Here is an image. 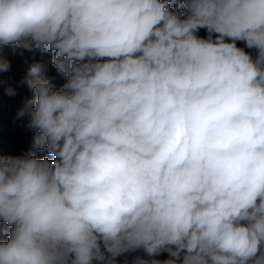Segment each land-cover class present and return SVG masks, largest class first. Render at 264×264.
<instances>
[{
    "label": "clouds",
    "instance_id": "1",
    "mask_svg": "<svg viewBox=\"0 0 264 264\" xmlns=\"http://www.w3.org/2000/svg\"><path fill=\"white\" fill-rule=\"evenodd\" d=\"M5 46L65 83L19 82L0 264H264V0H0Z\"/></svg>",
    "mask_w": 264,
    "mask_h": 264
},
{
    "label": "rangeland",
    "instance_id": "2",
    "mask_svg": "<svg viewBox=\"0 0 264 264\" xmlns=\"http://www.w3.org/2000/svg\"><path fill=\"white\" fill-rule=\"evenodd\" d=\"M200 36H206L204 29L200 30ZM239 47H243L238 42ZM3 55L11 63L8 72L0 73V155L19 156L25 154L32 145L34 133L26 127L29 117H17V113L24 106L26 99L31 98V91L26 84L19 82L29 76V70L35 63H42L46 66L47 75L53 79L56 88L59 89L65 83V78L61 76L51 64V53L35 54L24 51L20 55L11 46H5ZM11 86L16 90V94L9 96L6 89ZM46 153L38 152V157L45 156ZM51 159V157H49ZM2 226V225H0ZM7 239V237H0ZM167 258V254H161L158 259ZM131 259V257H129Z\"/></svg>",
    "mask_w": 264,
    "mask_h": 264
}]
</instances>
